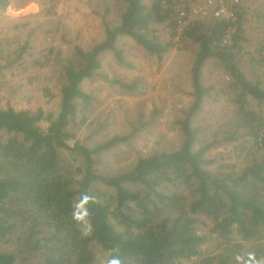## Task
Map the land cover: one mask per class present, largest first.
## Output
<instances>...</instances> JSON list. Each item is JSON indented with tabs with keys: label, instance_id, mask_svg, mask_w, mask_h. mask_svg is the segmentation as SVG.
<instances>
[{
	"label": "trees",
	"instance_id": "trees-1",
	"mask_svg": "<svg viewBox=\"0 0 264 264\" xmlns=\"http://www.w3.org/2000/svg\"><path fill=\"white\" fill-rule=\"evenodd\" d=\"M109 1L93 9L101 18L103 39L85 47L78 36L70 37L62 16L50 8L44 13L52 19L38 17L24 38H16L13 55L0 63L4 81L7 73L15 76L12 68L19 73L43 68L45 75L52 73L60 82L56 113L46 114L42 107L15 109L8 101L0 104V264H16L19 258L33 259L34 264H261L264 75L260 80L250 72L256 73L253 63L263 66L264 56L242 52L251 3L243 0L233 8L235 24L204 16L178 31L180 8L188 9L198 0H118L125 5L117 20L107 18L113 9L118 12V1ZM8 4L0 0V9ZM231 26H236L233 42L223 45ZM41 34L43 47L36 50ZM121 37L132 39L159 63L175 49L190 52L191 102L179 110L172 126L180 135L177 148L138 154L125 168L105 172L100 166L103 153L136 147V132L162 114L154 107L141 124V112L129 125L130 132L116 133L95 146L68 144L87 121L92 99L83 89L87 80L99 75L122 95L144 93L145 80L138 76L100 75L112 53L121 65L134 66L118 47ZM55 59L63 64L56 66ZM207 64L227 77L224 89L235 111L217 124L211 137L203 126L206 114L200 118L213 87L203 84ZM214 111L207 117L214 118ZM43 120L49 121L46 129ZM239 140L250 143V156L241 168H225L219 162L224 157L209 156L212 148ZM207 226L208 231L200 233ZM204 245L208 248L203 250ZM211 246L219 250L210 251Z\"/></svg>",
	"mask_w": 264,
	"mask_h": 264
},
{
	"label": "rangeland",
	"instance_id": "rangeland-1",
	"mask_svg": "<svg viewBox=\"0 0 264 264\" xmlns=\"http://www.w3.org/2000/svg\"><path fill=\"white\" fill-rule=\"evenodd\" d=\"M114 1L116 2V0H110L109 3L113 4ZM118 2L116 5L118 12H114L115 9H113L107 18L113 20L119 18L125 3ZM249 3L253 4V0H250ZM99 4L104 8V0H9L7 7L0 9V63L13 55L19 43L16 38H24L26 32L33 26L32 24H36L38 17L40 19H52L44 13H47L50 8H54L56 16L58 14L62 16V21L68 28L70 37L76 38L78 36L79 42L85 47L103 39L104 29L101 25V18L93 11L95 6L98 7ZM260 12L261 9L255 7L254 9L251 8L249 12L250 26L248 29L253 33L259 32L260 29H256L258 27L261 28V31L264 30L262 25L264 20L259 18L263 13ZM25 24L29 27H24ZM163 33L167 35V32ZM41 37L42 34L36 40V50L43 47L40 44ZM118 47L122 50L126 60L134 66L127 68L121 65L115 60L112 53L106 56L99 71L100 75L110 73L112 76H121L127 79L138 76L145 80V87L141 90L144 93L131 96L122 95L118 89L107 86L99 75L92 81L87 80L83 84V89L92 93L86 115L87 121L78 130H75V135L68 140V144L74 146L76 142H80L95 146L116 133L130 132L132 126L129 125L138 119L141 112L145 115L144 120L140 119L139 121L141 124L149 120L154 107L162 110V114L154 123L141 127L139 132H136L133 139L136 147L133 144L117 147L103 153L100 166L105 172H115L125 168L138 154L147 155L154 150L177 148L180 135L172 129V126L178 118L179 110L186 109L191 102L189 95L192 88L190 52L175 49L168 54L163 62L159 63L155 56L149 55L130 38H119ZM54 62L56 66L59 63L63 64V60L59 61V59H55ZM56 66L53 67V71H56ZM45 70L37 68L30 70L31 72L23 73H19L17 68L9 70L15 76H11L10 72L7 73L8 76L5 81L0 77V104L4 106L8 101L15 109L30 108L35 110L42 107L46 114L49 112L56 113L60 103V82L58 77L52 73L45 75ZM222 73L221 70H215L212 64H207L204 68L203 84L213 86L200 115V118H203L206 114L205 118L207 119L202 121L209 137L215 135L217 124L222 119H228L235 114L234 104L229 99L231 95L224 89L228 79ZM30 75L33 77L37 75V78L33 80L29 77ZM7 81L9 83L5 84L4 82ZM19 84L23 88H19ZM211 109L215 110L214 118L207 117ZM104 124L105 127H103ZM48 125V120L41 122L43 129H46ZM159 137L162 138L161 141L157 140ZM242 141L218 145L211 149L209 156L218 159L224 157L223 161L219 162L225 168L234 164L241 168L247 160L246 157L250 156L247 155L250 143ZM63 155L67 156L68 159L70 158V152L67 150L63 152ZM72 162L74 161L69 159L71 165ZM236 167L234 170H238ZM208 229L209 226L201 228L200 233L206 232ZM5 248L8 250L16 249L12 245H6ZM207 248L208 245L203 246V250ZM211 248L210 251L213 252L219 250L213 246ZM97 252L101 254L99 248H97ZM260 262L264 264V258ZM34 263L33 259L32 261H23L19 258L16 264Z\"/></svg>",
	"mask_w": 264,
	"mask_h": 264
},
{
	"label": "built area",
	"instance_id": "built-area-1",
	"mask_svg": "<svg viewBox=\"0 0 264 264\" xmlns=\"http://www.w3.org/2000/svg\"><path fill=\"white\" fill-rule=\"evenodd\" d=\"M199 1V2H198ZM189 8L181 7L177 21L178 31L186 26L190 20L204 16H213L218 19H225L235 24L234 7L239 5L243 0H198ZM252 4V3H251ZM236 31V26H231L222 40V44H231L232 34ZM264 133V132H263Z\"/></svg>",
	"mask_w": 264,
	"mask_h": 264
},
{
	"label": "crops",
	"instance_id": "crops-1",
	"mask_svg": "<svg viewBox=\"0 0 264 264\" xmlns=\"http://www.w3.org/2000/svg\"><path fill=\"white\" fill-rule=\"evenodd\" d=\"M246 2L250 5V0H246ZM250 7L252 9H254V7L257 9H261L260 13L263 14L260 15L259 18H262L264 20V0H253V4H251ZM262 25L264 26V21L262 22ZM249 26L250 24L248 21L247 28H249ZM256 29H260L259 32L253 33V31H250L249 29L246 31L247 34L245 35V41L243 42L244 50H242V52L247 53L249 57L254 56L255 58H261L262 56H264V30L261 31L260 27ZM255 64L256 63H253L251 67L253 71H256V73L250 72V75L257 74L258 76H260L261 80L262 76L264 75V62L263 66H261L260 64Z\"/></svg>",
	"mask_w": 264,
	"mask_h": 264
}]
</instances>
